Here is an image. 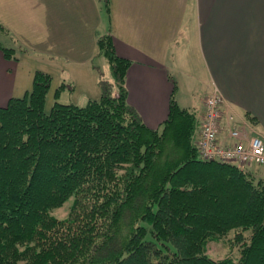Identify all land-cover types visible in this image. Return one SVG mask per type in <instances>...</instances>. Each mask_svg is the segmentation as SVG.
Masks as SVG:
<instances>
[{"label": "trees", "instance_id": "1", "mask_svg": "<svg viewBox=\"0 0 264 264\" xmlns=\"http://www.w3.org/2000/svg\"><path fill=\"white\" fill-rule=\"evenodd\" d=\"M97 48L110 73L98 100L60 104L61 84L46 111L52 80L36 72L0 107V264H264V178L200 160L196 114L173 95L146 126L127 103L130 61L109 35ZM230 232L239 257L212 258Z\"/></svg>", "mask_w": 264, "mask_h": 264}, {"label": "crops", "instance_id": "2", "mask_svg": "<svg viewBox=\"0 0 264 264\" xmlns=\"http://www.w3.org/2000/svg\"><path fill=\"white\" fill-rule=\"evenodd\" d=\"M103 4L2 0V32L11 43L2 47L14 50L12 59L0 51L7 95L23 98L41 72L50 76L53 96L59 85L74 84L82 98L74 105L98 100V61L103 67L104 59L97 41L109 35L115 54L131 63L125 77L127 103L149 128L165 120L171 95L180 108L196 114L200 125L204 98L216 89L231 112L264 133V0Z\"/></svg>", "mask_w": 264, "mask_h": 264}, {"label": "built area", "instance_id": "3", "mask_svg": "<svg viewBox=\"0 0 264 264\" xmlns=\"http://www.w3.org/2000/svg\"><path fill=\"white\" fill-rule=\"evenodd\" d=\"M197 149L205 162L264 168V141L245 119L225 106L216 89L203 101Z\"/></svg>", "mask_w": 264, "mask_h": 264}, {"label": "rangeland", "instance_id": "4", "mask_svg": "<svg viewBox=\"0 0 264 264\" xmlns=\"http://www.w3.org/2000/svg\"><path fill=\"white\" fill-rule=\"evenodd\" d=\"M104 5V4H103ZM102 5V6H103ZM104 18L106 13V8L104 7ZM12 29L15 30L16 26H11ZM21 30H22V26H21ZM34 33V26H31V29L29 31L28 39H32V35L31 34ZM26 37H22V39H24ZM8 42L9 45H11L10 43V39L2 32V0H0V45H5V43ZM18 51V49H17ZM20 55H18V58ZM103 60V59H100ZM101 63L100 61H98V66L100 69V76L102 81H108V79L110 78V73H109V66L107 65V62L104 61V66L101 67ZM65 85V89L61 90L59 93V97L55 99L56 102L63 104V105H70L75 103V101H78V99H82L80 98L79 94L76 93V89H75V85L74 84H64ZM6 84H2V75H0V107L7 105L9 99L11 98L10 95H7V89L5 88ZM99 87V86H98ZM12 96V95H11ZM54 96L51 93L48 94V98H47V102H46V106H45V110L48 111L52 105V103L54 102ZM189 100H191V98H189ZM86 104V100H81L79 101L76 105L79 106H84ZM250 126V128L255 132H258L259 134H261L264 137V133L262 132V130L260 129V126L255 127V129H253L254 127V123L253 121L250 120H246ZM257 133V134H258ZM260 137V136H259ZM240 169H244V170H248L250 171L252 174H254L256 177H261L264 178V172L263 169L264 168H260V167H256V166H238ZM72 205V199L68 202H66L62 207L57 208L53 211H51V215L54 216L57 219H64L67 217L70 208ZM234 232H230L228 235H226L223 238H220L218 241H216L215 243H212L209 246V252L208 254L214 258V259H222L225 257H231L233 259H237L239 257V248L238 245H235L234 243ZM247 235V234H246Z\"/></svg>", "mask_w": 264, "mask_h": 264}]
</instances>
